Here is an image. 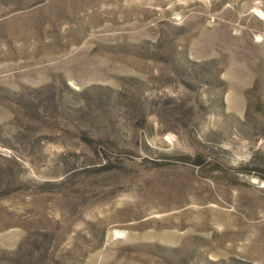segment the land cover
Instances as JSON below:
<instances>
[{
    "label": "rangeland",
    "instance_id": "374dc122",
    "mask_svg": "<svg viewBox=\"0 0 264 264\" xmlns=\"http://www.w3.org/2000/svg\"><path fill=\"white\" fill-rule=\"evenodd\" d=\"M0 264H264V0H0Z\"/></svg>",
    "mask_w": 264,
    "mask_h": 264
}]
</instances>
